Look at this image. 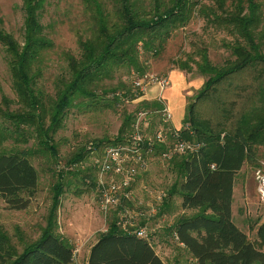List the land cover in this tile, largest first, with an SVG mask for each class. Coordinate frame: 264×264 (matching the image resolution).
I'll return each instance as SVG.
<instances>
[{
    "label": "trees",
    "instance_id": "obj_1",
    "mask_svg": "<svg viewBox=\"0 0 264 264\" xmlns=\"http://www.w3.org/2000/svg\"><path fill=\"white\" fill-rule=\"evenodd\" d=\"M82 2L86 24L78 35L79 55L65 54L69 74L56 85L55 96L47 95L38 85L45 56L55 47L43 24L46 0H24L23 43L6 31L0 18V45L19 104L17 110H11V102L0 103V197L8 209L27 210L39 188V172L31 161L34 154L7 150L8 143L27 145L36 140L42 151L57 158L54 136L71 109L111 108L126 99L142 98L143 92L118 96V88L100 94L99 86L123 68L143 73L142 54L147 59L161 58L180 32L202 20L203 36L206 30L226 36L223 47L227 55L215 63L207 42L191 40L189 49H182L181 56L172 60L179 71L206 80L189 101L182 129L164 127L172 131L173 143L183 141L198 149L166 159L178 182L165 193L161 213L170 212L173 198L181 200L183 211L196 213L178 219L169 228L194 264H264V223L258 228L257 247L233 220L238 175L245 164L258 169L264 159L260 156L261 150L264 152V0ZM110 93L112 99L102 98ZM162 104L158 100L143 105L146 111L161 115ZM133 119L135 116H125L116 140L100 141L94 144L95 150L127 143L124 138L129 129H135ZM147 144L148 150L168 151L165 144ZM86 154L82 150L72 156L68 165L72 168ZM62 180L54 186L52 210L36 242L19 251L0 226V264H73L74 247L58 235ZM88 264L168 263L149 237H139L137 230L124 228L115 219L99 234Z\"/></svg>",
    "mask_w": 264,
    "mask_h": 264
},
{
    "label": "rangeland",
    "instance_id": "obj_2",
    "mask_svg": "<svg viewBox=\"0 0 264 264\" xmlns=\"http://www.w3.org/2000/svg\"><path fill=\"white\" fill-rule=\"evenodd\" d=\"M23 2L24 0H0V18L3 20L4 28L20 43H23L24 34ZM44 14L43 24L55 47L45 56L44 71L38 85L47 95L55 96L56 85L69 74L65 54L79 55L78 35L85 29V9L82 0H46ZM203 27L202 20L192 22L188 28L179 33L176 40L170 42L166 53L159 59H147L146 55L142 54L143 73L123 68L114 75L113 79H108L99 86L100 94H104L102 92L104 89L111 91L118 88V96L128 92L133 95L143 92L142 98L132 101L126 99L111 108L71 109L63 121L62 129L54 136L58 147L57 158L42 151L36 140H32L27 145H17L14 142L7 144V150H26L33 153L31 161L39 172L38 192L27 210H10L0 197V226L19 251L23 250L25 244L36 242L41 237L42 229L46 227L52 210L54 186L63 178L64 194L58 210V235L74 247L76 260L78 257L81 258L77 264H85L83 258L87 256V250L115 219L128 229L133 228L137 231L145 229L155 250L166 263L194 264L183 247L175 242L169 233V228L178 219L189 218L196 213L183 211L179 198H173L171 201L170 212L161 213L163 200L161 201L159 196L167 193L178 182V175L173 173L170 162L163 157L162 152L155 149L149 152L146 147L143 148L144 164H129L125 167L123 179L130 170L135 171L127 190V193L131 194V200H123L119 208L103 213L100 208L99 190L102 174L97 167L98 160L102 159L103 148L95 150L94 144L116 140L125 116H135V120L133 119L135 127L139 126L143 130L145 141L152 142V146H158L157 134L161 129L164 127L175 129L172 123L181 115L177 91L182 108L187 109L189 101L197 95L206 79L199 74L190 75L179 71L173 67L172 60L181 56L182 49H189L191 40L207 42L215 63H221L227 55L223 47L226 36L211 30L204 31L205 36H203ZM174 74L179 77L172 78ZM146 76L170 79L165 96L168 97L172 90L176 100L172 97L169 106L167 99H162L164 106L172 110L173 115L172 121L166 124L163 123L162 114L157 113V115L144 108V102L159 100L155 97L158 93L153 94L154 85L140 88L136 86V80H145ZM102 98L110 100L113 94L110 93ZM6 101L11 102V110L19 108L6 54L0 45V103ZM182 123L183 120L178 123L177 129H182ZM134 132L131 127L124 140L129 142V137L133 136ZM169 143L170 145L173 143L170 136ZM82 150L87 151L85 158L71 168L68 160L80 154ZM260 153L262 158L264 152L261 150ZM260 163H264L263 158ZM256 170L250 164H245L236 179L233 220L249 240L259 247L257 232L259 226L264 223V200L257 192ZM112 178H114L112 174L106 175L107 180L104 178V181L108 182L107 188ZM115 183L119 185L120 178H116ZM124 194L121 190L118 194L119 198Z\"/></svg>",
    "mask_w": 264,
    "mask_h": 264
},
{
    "label": "built area",
    "instance_id": "obj_3",
    "mask_svg": "<svg viewBox=\"0 0 264 264\" xmlns=\"http://www.w3.org/2000/svg\"><path fill=\"white\" fill-rule=\"evenodd\" d=\"M137 87H147L150 85L157 86L158 89L163 93L167 90V87L170 85V80L167 77H155V76H146L145 80H137L135 82ZM144 89V88H143ZM159 101L162 102V96H160ZM163 103V102H162ZM162 116L165 123L172 121L173 115L169 108L164 106L162 110ZM176 130V129H175ZM134 134L129 142L124 144H119L115 146H107L102 151V159L98 160L97 167L101 172V180L99 181V190H100V208L103 213H108L110 209H117L121 206L123 200H131V194L127 193L128 188L130 187V181H132V175L135 173L134 170H130L126 173V178L123 179L125 175V167L129 164H144V158L142 150L145 146V138L143 136V130L136 126L134 129ZM172 131L161 129L157 134V141L160 144H165L168 146V151L163 154L165 159H171L173 155H184L188 153H193L198 147L193 144H188L183 141H175L170 145L169 143V133ZM175 138V136H173ZM148 142V141H147ZM152 142H148V146H152ZM151 148V147H149ZM153 149V148H152ZM151 149V150H152ZM151 150H148L149 152ZM99 172V174H100ZM112 174L114 178L110 179L111 183L108 188L106 184V175ZM104 178L106 179L104 181ZM116 178H120V184L117 185ZM256 180H257V192L260 198L264 200V163L261 164L256 170ZM105 182V183H104ZM120 191H124V195L120 198L118 196ZM166 197V194H161L159 198L161 201ZM120 224V223H118ZM121 225V224H120ZM122 226V225H121ZM126 228V227H124ZM138 236L141 238H147L148 235L145 232V229H140L138 231Z\"/></svg>",
    "mask_w": 264,
    "mask_h": 264
},
{
    "label": "crops",
    "instance_id": "obj_4",
    "mask_svg": "<svg viewBox=\"0 0 264 264\" xmlns=\"http://www.w3.org/2000/svg\"><path fill=\"white\" fill-rule=\"evenodd\" d=\"M174 77V79L175 78H178L179 76L178 75H173L172 76V78ZM170 80V79H169ZM176 86V85H175ZM155 88L153 89L154 90V92H153V94H155L156 92L158 93L157 94V96H155L157 99L158 98H160V96H162V99H167V101H168V104H169V102H170V100H171V98L173 97V100H176L175 99V97L173 96V93H172V90L170 91L171 92V94L170 95H172L171 97H170V95L168 96V97H166L165 95H166V93H167V90L166 91H164L163 93H161V91L158 89V87L157 86H154ZM177 87V86H176ZM156 89V90H155ZM177 89H178V87H177ZM176 94V93H175ZM156 95V94H155ZM177 99H179V108H180V110H181V115H180V117H179V119L178 120H176V121H174L172 124H173V126L175 127V129L176 130H179V129H177V125H178V123H180L182 120H184V117H185V114H186V108L184 109V107L182 108V103H181V100H180V98H179V91H177ZM155 98V99H156ZM169 106H170V104H169ZM172 111V110H171ZM97 242V239L95 240V242L89 247V249L87 250V253H86V255L87 256H84V260H85V264H88V260H89V257H90V252H91V248L95 245V243ZM81 257V256H80ZM80 259L81 258H79L78 257V259L76 260V256H75V259H74V262H73V264H77L79 261H80Z\"/></svg>",
    "mask_w": 264,
    "mask_h": 264
}]
</instances>
